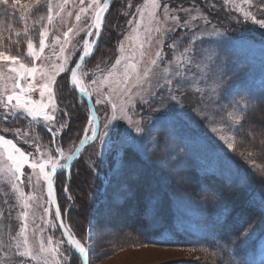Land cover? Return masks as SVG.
<instances>
[{"label": "rangeland", "instance_id": "obj_1", "mask_svg": "<svg viewBox=\"0 0 264 264\" xmlns=\"http://www.w3.org/2000/svg\"><path fill=\"white\" fill-rule=\"evenodd\" d=\"M12 0H9V5H0V34L3 35V45H0V51H5L6 55H18L22 61L32 66L31 58L27 56V36L17 37L16 33L23 32L25 21L21 19L22 5L25 3H31V0H18L16 4V11L13 13L11 7ZM239 2V0H237ZM143 3V0H131V6L129 7V0H120L113 6V11L110 12L107 17L106 29L102 35L100 46L95 55H93L89 62L84 63L82 70H95L97 64H99L102 71H97V76L103 79L104 75H107V70L111 67L121 52L118 51V46L121 41H124L126 54L131 56L134 50V44L130 40H125L126 35L131 34V28L128 21L132 18V13L136 11V8ZM161 3H168L170 9L177 10L188 8L189 13L179 12L181 21L190 19L191 16H197V20L192 23L196 24L195 33L198 34L200 31L210 30L212 27H216L222 31H226L229 36L232 37L234 42H237L240 47L235 46L225 47V50L221 53L222 58H229L234 62L233 71L241 73V78L236 83L241 89H247L250 96L245 97L249 99L246 109L242 111L244 120L240 126H234L232 131L237 133V151L232 152L227 148V145L219 139V135H225L226 133L221 131L219 133H213L211 131L212 125L208 120L202 118L205 114L210 119L220 120L221 117L216 116L213 111L212 101L215 99L211 93V89L202 82L189 81L177 91L175 95L179 98L181 104L185 106L186 117L177 128L176 138L171 139V144L175 147V151L165 152L164 137L168 135L167 132H160L158 135L161 138L160 147L156 149L155 153L151 155L156 167L159 168L161 174L166 173V185L170 192L171 202L173 207V216L175 224L187 232L197 233L205 230L203 222V211L202 203L193 192L187 191L193 183L192 177L187 174L188 167L183 165L187 158L192 155L194 160L198 162V167L204 170H213L222 174L223 176L230 178L231 174H234L233 170L229 167L230 159L229 156H237V160L241 164L248 167L249 171H255L256 173L263 175L261 170H264V149L256 148L262 145L264 142V114L259 109H255V101L259 98L261 81H264V54L261 52L262 46H264V28L255 24L251 20L244 21L243 15L236 12L231 4L225 6L223 0H161ZM78 5V0H76ZM250 5H243L245 10L250 11L258 20H264V4L257 2L256 0H250ZM72 9V16L68 17L65 14L64 22L56 20L53 22V27L50 28L48 37L46 39V48L41 58H38L35 63L37 67L44 66L45 68H51L53 63H59L57 60V54H59L60 45L53 44V37H60L63 40V32L69 27H73L77 24L75 21V13L78 10L77 7L69 5ZM115 12V16H113ZM123 13H127L126 15ZM158 14L163 20V8L158 10ZM47 15L46 4H41L35 8L27 19V23L32 25L39 17ZM202 16H207L210 21L205 25ZM237 20L240 22L237 23ZM46 22V21H45ZM90 23V20L88 21ZM11 24V31L8 29V25ZM111 26V27H110ZM79 27H84L83 23L79 24ZM155 28V25L152 26ZM39 31L40 25L36 24L35 28L30 30L29 35L32 37L34 47L39 51ZM143 31V29H141ZM87 35V31L80 32L78 36L69 44V47L65 50V55L72 50L73 44H81ZM182 35L181 32L176 33L169 39L163 46L157 43L158 34L153 32L152 40L149 44L145 41V50L149 52L153 57L158 48L163 47L167 59L164 64L161 65V69L168 64V61H172L174 56L179 54L184 47L188 46L189 41L185 40L180 42V48L177 52H173L169 45L176 41L178 37ZM11 37V39H9ZM19 40V45L15 43ZM199 43V42H198ZM138 48V45L135 46ZM78 49L73 55V61L71 66L79 57ZM139 59V55L135 57ZM147 57L145 58V61ZM8 61L0 62V66L7 65ZM247 65V75L243 72L244 66ZM144 64H142V67ZM172 71H178L179 69L173 63L171 65ZM7 73V68H4ZM185 72L189 76H196L199 78L202 72L196 67V64L187 66ZM14 75V74H11ZM69 74H62L58 77L59 87L56 89L57 92V103L61 109L68 112V116H65L63 111L57 113L56 124L59 127L60 124L65 121L68 122V127L74 128L76 124L77 130H82L81 136L85 135L83 129L87 126V118L90 115L88 107L86 111H79L78 100L75 94L69 90L67 78ZM89 81L92 79L90 75L87 78ZM44 81L37 74L35 83L40 84ZM69 82V80H68ZM102 91L107 92L108 85L105 83L102 86ZM176 87V81L174 79L173 88ZM196 88H204V92H198ZM91 90V89H90ZM11 82L8 87L4 89L5 95L11 94ZM18 91V90H17ZM159 95L157 96L152 108H155L160 103V97H166V89L164 92H160L157 89ZM254 97V99H252ZM96 95L93 94L92 103L96 115L98 117V127L103 128L105 118L111 114V105L96 104ZM32 99L36 102L41 100L39 91L32 93ZM46 100V97H45ZM14 102V101H13ZM229 108L231 105L228 106ZM152 108H148L140 103H137L136 113H140L143 109L144 114H148L152 111ZM74 113V114H73ZM51 114V113H50ZM199 114V115H198ZM4 112L2 106H0V135H4L6 139H12L26 153H33L37 159H46V156L42 157L41 153L51 151L55 155V148H65V152H72L73 142L71 143L70 137L73 135L72 132H67L65 129L58 135V144H52V135L44 127L39 124H34L30 120L26 119H8L3 120ZM136 116H133L135 119ZM223 119L228 120L227 112L223 113ZM75 123L70 124L71 121ZM23 121V123L21 122ZM118 123L120 127L111 133L113 138L117 135L118 131H122L124 127H127V122L124 120L114 121L113 124ZM9 129L8 132H4L3 129ZM237 128L239 129L237 132ZM16 129H20V134H16ZM44 129L45 133L40 130ZM91 132L88 133V135ZM248 133H252L251 136ZM70 136V137H69ZM77 136V135H76ZM76 136L74 138H76ZM73 139V137H72ZM31 141L32 143H26L25 141ZM74 140V139H73ZM247 141L255 145V149L248 146ZM40 146V151L37 152L36 146ZM262 145L261 147H263ZM151 147V145H149ZM187 148V150L184 149ZM240 151H251L253 153L252 159L255 162L256 168L250 167L249 163L239 155ZM100 153V155H98ZM262 153V154H261ZM167 155V159H160ZM140 157H144L140 155ZM79 167L81 169L86 168L90 171L89 180H92L97 174H107L103 179L108 181V190L98 199V203L93 204L91 209L86 192L89 180L82 179L80 177L81 172L79 171L73 175L71 191L68 188V193L65 194L62 178L58 180L54 178V188L56 194V201L61 209L62 218H65L64 210L68 209L73 204V199L69 200L68 196L76 194L77 203L79 209L76 212H70L73 219L77 220V224L81 222L84 225L86 219L91 217L92 223L95 227L92 229V235L94 239L89 241L92 244V250L89 253V264H207L208 255L203 251L190 246L184 247H163L147 243H135L133 238V232L128 225L129 219L132 212L134 213L137 206V198L139 199L140 191L139 188L145 182H142L143 178L135 177L143 173V169L135 166L134 163L129 162L123 173L119 174L116 169L125 167L127 165V152L123 155V164H121V157L109 154L100 145L99 141L90 142L86 145L80 153ZM135 158H138L135 156ZM77 159V160H78ZM129 160L130 157H129ZM224 160V161H223ZM99 163L98 167L94 166ZM224 162H227V166ZM96 168L95 170H93ZM93 170V171H92ZM169 170L171 173L167 174ZM176 170V172H173ZM26 172H31V169H25ZM133 172L135 174H133ZM79 175V177H78ZM95 175V176H93ZM110 175L112 182L110 183ZM168 176V177H167ZM114 177V179H113ZM137 178V180H136ZM79 179V180H78ZM77 181L80 182L79 188L84 191V200L82 195L78 192ZM33 182L35 183V177ZM152 182H150L151 185ZM63 185V188H62ZM145 186L143 187V189ZM25 192H29L30 189L25 182ZM135 191V192H134ZM36 196V200L32 202L33 209L35 210V217L33 223V217L29 218V239L30 244L34 246L33 250L38 251L39 240L33 237V229L36 228L37 236H42L44 243L47 246L48 238L51 237L53 242L63 241L61 252L64 255L70 257L69 264H82L81 261L77 260L75 256L68 250L67 243L65 242L58 226V221L55 220V208L51 206L49 214L44 213V209L48 208L46 186L43 180L39 182V188L33 193ZM194 194V195H193ZM86 196V197H85ZM96 197V195H95ZM87 198V199H86ZM86 199V200H85ZM148 199V195L146 200ZM95 200V201H96ZM86 203V214L82 211V203ZM115 202L118 203V207L115 206ZM15 194L11 191L10 185L0 183V225L3 228L0 229L3 235L0 236V264H44L43 258L38 260H32L30 257H22L18 255V251L23 249H17L15 247V241L9 239L10 236H15L16 232L19 231L20 221L17 218L19 207L12 208L9 216L10 205H15ZM82 205V206H81ZM117 207V208H116ZM85 218V219H84ZM51 220L52 224L45 226L44 221ZM66 220V218H65ZM67 221V220H66ZM55 225V226H53ZM67 225V223H66ZM38 226V227H37ZM247 230L255 231V239L252 240L249 245L255 248L254 254L251 256L257 261L261 258V238L264 237V221L259 220L256 224L251 225ZM83 227V226H82ZM77 228L80 230L79 226ZM39 229H43L41 233ZM89 229L86 231L82 238H85L89 234ZM246 231V230H245ZM60 264H64L63 256H57Z\"/></svg>", "mask_w": 264, "mask_h": 264}, {"label": "snow or ice", "instance_id": "obj_2", "mask_svg": "<svg viewBox=\"0 0 264 264\" xmlns=\"http://www.w3.org/2000/svg\"><path fill=\"white\" fill-rule=\"evenodd\" d=\"M18 0H12L11 7L13 13L16 11ZM224 5L229 4L236 12L243 15L245 22L251 20L255 24L264 28V20H258L250 12L245 10L243 5H250V0H223ZM112 0H31V3L22 5L21 19L25 21L23 32H17L16 36H27V56L31 58L32 66L23 62L18 55H6L5 51H0V62L8 61L7 65L0 66V106L4 112L3 120L8 119H26L34 124H39L44 127L52 135V144H58V135L68 127V122L60 124L57 127V113L63 111L65 116L68 112L59 107L57 103L56 89L59 87L58 77L62 74H69V90L78 93L84 103L88 104V112L90 115L87 118V126L83 129L85 135L80 139V145L89 142L99 141L100 145L109 154L121 157L123 164V155L132 150L146 158H150L160 147L161 138L155 135L160 132H167L165 136V152L175 151V147L171 144V139L176 138L178 125L184 121L186 117L185 106L180 103L179 98L175 93L180 91L186 82L194 81L202 82L211 89V93L215 99L212 101L213 111L216 116L221 117L220 120L210 119L208 115L202 116L212 125L213 133L225 132V135H219V139L227 145V148L232 152L237 151V133L232 131L234 126H240L244 120L242 111L246 109L250 96L247 89H241L236 83L241 78V73L233 71L234 62L229 58H222L221 53L225 47L240 45L232 40L226 31H222L216 27L210 30L200 31L195 33L197 27L192 23L197 20V16H191L190 19L181 21L179 12L189 13L190 9L183 8L172 10L168 3H161V0H143V3L136 8L132 13V18L129 19L131 34L125 36V40H130L134 44L132 55L126 54L124 41H121L118 46V51L121 55L115 60V63L107 70V75L101 79L97 76V71H102L99 64L95 70H82L86 60L90 59L96 52L99 41L101 39L106 21V13L109 12ZM41 4H46L47 15L39 17L34 24L29 25L27 19L32 11ZM0 5H9V0H0ZM77 7L75 13V21L73 27H69L63 32V40L60 37H53V44H59L60 50L57 54L59 63H53L51 68L44 66L37 67L35 61L42 57L46 48V39L53 22L60 20L64 22L66 16H72V9L69 7ZM131 0H129V7ZM163 8V20L158 14V10ZM127 14V13H123ZM205 25L210 23L207 16H202ZM90 20V23L88 21ZM46 21V22H45ZM240 21L237 20V23ZM83 23L84 27L80 28L79 24ZM36 24L40 25L39 31V51L36 50L33 44L32 37L29 35L30 30L34 29ZM155 25V28L152 26ZM12 25H8L11 31ZM143 29V31H141ZM87 31L82 45L73 44L72 50L65 55V50L69 44L75 39L80 32ZM158 34L157 43L163 46L176 33L181 32L182 35L176 41L169 45V48L175 53L180 48V42L188 40V46L184 47L179 54L174 56L172 61L161 69L167 59L163 47L156 50L154 57L145 50V41L149 44L152 40V34ZM11 39V37H9ZM4 37L0 34V45H3ZM199 42V43H198ZM19 45V40L15 42ZM138 45V48L135 47ZM79 51V58L75 60L74 66H71L73 55L76 50ZM139 59H136V55ZM264 54V46L261 48ZM147 60L145 61V58ZM175 64L178 71H172L171 65ZM196 64V67L202 72V75L189 76L185 69L187 66ZM142 64L144 66L142 67ZM4 68H7L5 73ZM243 72L245 78L247 75V65L244 66ZM14 74V75H11ZM37 74L44 81L36 84ZM92 76L89 81L87 78ZM174 79L176 87L173 88ZM11 82V94L5 95L4 89ZM108 85L107 92L102 91L103 84ZM91 89V90H90ZM160 92L166 91V97H160V103L152 108L157 96ZM18 90V91H17ZM198 92H204V88H196ZM39 91L41 100L36 102L32 99V93ZM260 91L264 92V81H261ZM93 94L96 95V104H110L111 114L107 115L104 122V127H98V117L92 115L94 108L92 105ZM46 97V100H45ZM254 99V97H252ZM14 101V102H13ZM137 103L152 108L148 114H144L143 109L140 113H136ZM231 105L229 108L228 106ZM227 112L228 120L223 119V113ZM51 113V114H50ZM136 116L133 119V116ZM199 115V114H198ZM124 120L127 122V127L122 131H118L113 138L111 133L116 131L120 125L113 124L114 121ZM237 128V132H238ZM8 132L9 129H3ZM16 134H20V129H16ZM91 132V135L88 133ZM249 136L252 133H248ZM32 143L31 141H25ZM151 145V147H149ZM37 152L40 151V146H36ZM81 148L75 146V152L66 153L61 147L55 148V155L51 151L41 153V156H46V159H37L33 153H26L12 139H6L4 135H0V183L10 185L11 191L15 194V205H10L9 216L12 208L19 207L17 218L20 221L19 231L15 236H10L11 241H15V247L23 249L18 251V255L22 257H30L32 260L43 258L44 264H60L57 256H63L64 264H69L70 257L61 252L63 241L53 242L49 237L47 246L44 243L42 236H37L36 228L33 229V237L39 240V249L34 251V246L30 244L29 239V218L35 217V210L32 202L36 200L33 194L39 188L40 180H43L46 186L48 208L44 209L45 214H49L51 206H56L55 220L59 222V228L63 230V235L67 238L68 250H74L82 259L83 264H89V253L92 250V244L89 241L94 239L92 229L95 225L90 219L89 234L85 238L78 239L72 228L63 222L61 209L56 201L54 188V178L68 170L67 179L71 177V166L75 158L79 157ZM100 155V153H98ZM239 155L244 158L250 167L256 168L253 153L251 151H240ZM167 155L160 159H167ZM31 169V172H26L25 169ZM118 172L119 169H116ZM264 173V170H261ZM35 177V183L33 182ZM246 179V178H241ZM27 183L30 191L25 192L24 185ZM69 184L65 183L64 192L68 193ZM71 200L72 197L68 196ZM152 208L155 205H150ZM70 209H65L66 215ZM2 214V213H0ZM146 218L154 216V212L146 210ZM45 226L52 224L51 220L44 221ZM55 226V225H53ZM38 227V226H37ZM252 226H250L251 228ZM3 225H0V229ZM42 233L43 229H39ZM185 231L182 226L177 227L176 232ZM3 233L0 231V236ZM206 236L213 241H216V247L224 252H231L232 248L237 251L233 255L235 259H230L229 264H264V237L261 238V258L257 261L254 258H249L247 255H241L240 249L246 248L249 243L255 239L254 230H246L240 237H233L231 246L227 243L221 244L219 235L215 232H209ZM173 236L169 232H165L155 239V243H169ZM2 243V241H0ZM215 255V253H213Z\"/></svg>", "mask_w": 264, "mask_h": 264}, {"label": "trees", "instance_id": "obj_3", "mask_svg": "<svg viewBox=\"0 0 264 264\" xmlns=\"http://www.w3.org/2000/svg\"><path fill=\"white\" fill-rule=\"evenodd\" d=\"M118 1L120 0L112 1L109 12L106 13L105 16L106 24L107 17L109 16L110 12L113 11V6H115V3H118ZM256 1L259 3L263 2L264 4V0ZM113 16H115V12H113ZM106 24L103 33L106 29ZM102 38L103 37L101 36L97 50L100 46ZM91 59L92 58L88 59L85 63L89 62ZM67 83L69 86L68 78ZM72 92L75 94L74 97H76L78 100V110L85 112L88 107L87 104L82 101L75 91ZM255 107V109H259L258 111H262L264 114V92H259V98L255 101ZM75 121L76 120H72L70 124L75 123ZM21 122L23 123V121ZM263 125L264 122L262 123V126ZM77 128L78 126L75 124L74 128L69 126L65 129L67 132L73 131V135L71 137L69 136L71 143L73 142V147L77 146L80 139L82 138V130L78 131ZM40 131L47 135L44 129ZM75 136L76 138H74ZM254 143L255 141L251 144L247 141V144H249L248 146H251L252 149L255 147V145L258 146V144ZM262 145H264V142H262ZM261 146L256 148H261L263 150L264 146ZM184 149L187 150L186 147H184ZM262 155L264 156V154ZM135 156L138 158H135ZM129 157L131 160H129ZM127 159V165L124 164L125 167L119 168V174L123 173L129 162H131V165L134 163L135 166L143 169V173L138 175L133 172V174H135L134 178L136 176L141 177L142 175V182H145L142 185L143 187L145 186V188H139L140 195L139 199L137 198V206L135 211L134 213L132 212L131 217H128V225L131 226L130 229L133 232V235H135V238H133L134 241L132 242L147 243L163 247L190 246L199 249L208 255V261L206 262L207 264H229L230 259L236 258L233 254L236 253L237 250L232 248L231 252L222 251L220 248L216 247V241L210 240L206 234L215 231L219 235L221 244L227 243L229 246H231V240L233 237H240L249 226L256 224L259 220L264 221V176L256 173L254 170L249 171L248 167L241 164L235 155L229 156V165L227 162H224L226 166L228 165L227 167H229V169L231 168V170L234 171V174L230 173V178H227L213 170L200 169L198 167V162L194 160L192 155H190L183 164L187 165L188 170L185 172H187V174H189L193 179L192 186L187 188V191L193 192L198 198H200L202 203L205 230L199 234L187 231L179 233L176 232L178 226L174 221L171 196L166 185V173L161 174L159 172V168L156 167L153 158L140 157V155L135 151L128 150ZM79 161L80 158L73 164L71 169V177L68 183L70 191L73 175H75L78 171L79 173L81 172L80 177L82 179L85 178L89 180L92 178L90 177L92 174L86 168L79 170V165H81ZM98 165L99 163L97 162V164L94 166L98 167ZM95 169L96 168L93 170ZM165 171H167V174L171 173L169 170ZM173 172H176V170ZM106 176L107 174L102 172L100 175L97 174L92 180H89L88 186L86 188L89 199L88 201L91 203L89 209L93 207V204L95 206V204L98 203V199L96 200L95 198L101 197L107 192L109 184L107 180L103 179ZM58 177L62 178V183L64 185L66 182L64 172L56 176L57 180L59 179ZM108 177H110L111 183L112 177L110 175H108ZM150 182H152L151 185ZM79 184L80 182L77 181L78 192L82 195V200H84L85 194L84 191H81L79 188ZM70 195L73 199V204L68 208L70 210L67 212L65 217L67 220L66 223L72 228V231L76 234V237L81 239L89 228V221L91 217L86 219L84 225H81V222L77 224L78 221L73 219L70 212H76L79 209V205L77 203L76 194L74 195L70 193ZM147 195L148 199L146 200ZM115 203V206L118 207V203ZM82 204V211L84 212L85 217L86 203L83 202ZM150 205H155V207L152 208ZM146 210L154 212V216L151 218H146ZM77 225L79 226L80 230L77 228ZM165 232L172 234V241L169 243H155V239ZM254 249V247L248 245L246 248L240 249V254L247 255L249 258H251L250 252H253ZM70 252L75 256L71 250ZM213 253H215V255H213ZM75 258L79 260L76 256Z\"/></svg>", "mask_w": 264, "mask_h": 264}, {"label": "water", "instance_id": "obj_4", "mask_svg": "<svg viewBox=\"0 0 264 264\" xmlns=\"http://www.w3.org/2000/svg\"><path fill=\"white\" fill-rule=\"evenodd\" d=\"M112 1H113V0H112ZM86 61H87V60H86ZM73 66H74V65H73ZM68 80H69V76H68ZM76 93H77V92H76ZM77 94H78V93H77ZM86 104H87V103H86ZM92 105H93V103H92ZM87 106H88V104H87ZM93 108H94V105H93ZM91 114H92V115H95V116L97 117L96 112H95V109H94L93 113H91ZM89 135H91V133H90ZM89 143H90V142H89ZM89 143H86V144H84V145H80V143H79L78 146L81 148V151H82L83 148H84L86 145H88ZM73 152H75V150H74ZM77 159H78V157L75 158V159L73 160V162H72V166H73V164L77 161ZM72 166H71V169H72ZM70 171H71V170H70ZM63 172L65 173L66 183H69V179H67L68 170H64ZM53 207H54L55 210H56V206L53 205ZM62 219H63V222L66 224V220H65V218H62ZM58 226H59V222H58ZM59 230H60V232H61V234H62V236H63L65 242L67 243V238L63 235V230L60 229V228H59ZM72 252L76 255V257H77L78 259L81 260V262H82V264H83V261H82V259L79 257L78 253H76L74 250H72Z\"/></svg>", "mask_w": 264, "mask_h": 264}]
</instances>
